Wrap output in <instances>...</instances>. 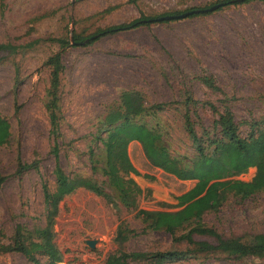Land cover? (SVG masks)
<instances>
[{
	"label": "rangeland",
	"instance_id": "374dc122",
	"mask_svg": "<svg viewBox=\"0 0 264 264\" xmlns=\"http://www.w3.org/2000/svg\"><path fill=\"white\" fill-rule=\"evenodd\" d=\"M0 0V43L21 47L15 53L0 52V115L8 122L10 138L0 147V233L7 243L15 225L26 228L43 223L42 182L53 183L54 158L43 108L49 70L45 59L58 51L51 39L78 35L82 42L97 31L137 19L185 8H202L219 0ZM115 7L110 13L103 11ZM78 46L69 42L61 54L58 105L60 139L58 162L67 176L91 174L88 148L99 152L95 139L98 122L107 105L119 102L123 91H137L146 107L164 103V109L140 116L135 123L160 127L161 140L171 157L191 158L192 148L183 130V114L199 136L209 129L215 116L202 103L221 110L227 106L245 136L242 122L264 128V3L251 0L223 5L204 15L165 22L115 34L94 36ZM91 39V40H92ZM210 78L218 91L205 87L199 78ZM186 98L194 104L184 105ZM101 136V135H100ZM128 159L138 173L130 175L142 190L137 209L173 212L175 197L195 181H178L152 167L141 147L130 142ZM17 159L37 162V172L16 174ZM254 175L249 168L234 179L247 182ZM53 242L62 254L61 264H103L113 252V233L123 221L138 236L123 248L129 252H157L183 249L172 245L162 232L140 233L134 212L114 207L101 197L76 190L57 205ZM204 224L219 235L264 234V191L238 202L228 198L217 213H207ZM88 243L92 244L89 247ZM0 264H29L15 253L0 255ZM127 264H154L128 262ZM171 264H264L262 258L234 259L219 253Z\"/></svg>",
	"mask_w": 264,
	"mask_h": 264
},
{
	"label": "trees",
	"instance_id": "16d2710c",
	"mask_svg": "<svg viewBox=\"0 0 264 264\" xmlns=\"http://www.w3.org/2000/svg\"><path fill=\"white\" fill-rule=\"evenodd\" d=\"M251 0H219L213 5H236ZM264 3V0H260ZM134 4V0L129 1ZM185 8L180 11L162 13L154 17L140 16L129 22L107 26L97 31L94 36L115 34L142 26H149L154 19L170 15H180L194 10L207 9ZM217 8V9H218ZM115 7L106 8L103 13H110ZM206 13H191L192 18ZM165 22V21H160ZM88 39V38H87ZM72 40L81 41L78 35ZM94 39L87 42L90 43ZM58 51L48 56L43 66L49 70L48 85L45 89L43 108L47 118L48 136L52 145L50 154L54 158L52 169L53 183L41 184L43 223L40 226L26 228L15 225L7 243L2 242L0 233V255L19 254L29 264H61L62 254L53 242V222L57 214L58 203L76 190H84L101 197L106 203L126 211L134 212V217L141 224L140 233L162 232L169 236L172 245L183 244V249H170L157 252H129L123 248L125 242L138 236L125 222H119L113 233L116 248L108 254L103 264H127L128 262H145L154 264H171L195 259L199 256L219 253L234 259L262 258L264 256V234L225 237L204 224L202 218L207 213H217L228 198L243 202L264 191V128L258 123L242 122L247 126L245 136L238 132L229 108L220 100L221 110L209 102L202 103L215 119L209 129H202L197 135L193 123L189 120L188 110L183 114V130L192 148L191 158L171 157L161 140L160 127L155 122L152 127L135 123L140 116L156 117L163 110L164 103L146 107L137 91H123L118 103H111L98 122L95 139L100 144L99 152L88 148V162L91 174H98L102 181L81 175L67 176L58 162L60 139V112L58 105L59 78L63 71L61 54L68 48L69 41L64 38L51 39ZM21 47L0 43V52L15 53ZM201 83L213 91H218L210 78H199ZM184 105L194 104L186 98ZM186 106V105H185ZM101 135V136H100ZM10 138L9 124L0 115V147ZM140 145L146 161L163 173L173 176L178 181H195L192 188L174 198L178 210L173 212L137 209V199L149 190L142 191L130 175L138 173L131 165L126 148L128 143ZM253 168L254 175L247 181L234 179ZM33 170L37 172V162L22 163L17 159L16 174ZM1 181V178H0Z\"/></svg>",
	"mask_w": 264,
	"mask_h": 264
},
{
	"label": "water",
	"instance_id": "95a60500",
	"mask_svg": "<svg viewBox=\"0 0 264 264\" xmlns=\"http://www.w3.org/2000/svg\"><path fill=\"white\" fill-rule=\"evenodd\" d=\"M219 7V5H213L207 9H203V10H194L192 12H187V13H183V14H180V15H170V16H165V17H159V18H156L154 19L155 21L157 22H160V21H171V20H178V19H184L186 18L187 16H189L191 13H206V12H212L214 10H216L217 8ZM93 38V37H92ZM90 38V40L92 39ZM89 41V39L87 40H84L82 42H78V43H74L71 41V39L69 40V42L71 44H75V45H78V46H81V45H84L86 44L87 42ZM89 247H92V244L91 243H88Z\"/></svg>",
	"mask_w": 264,
	"mask_h": 264
}]
</instances>
